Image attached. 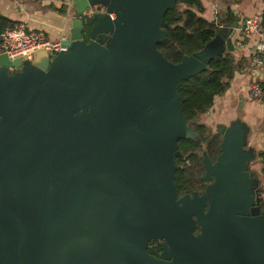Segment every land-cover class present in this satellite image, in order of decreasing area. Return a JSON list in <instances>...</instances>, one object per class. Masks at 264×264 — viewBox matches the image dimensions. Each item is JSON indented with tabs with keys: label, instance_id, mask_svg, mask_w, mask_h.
<instances>
[{
	"label": "water",
	"instance_id": "water-1",
	"mask_svg": "<svg viewBox=\"0 0 264 264\" xmlns=\"http://www.w3.org/2000/svg\"><path fill=\"white\" fill-rule=\"evenodd\" d=\"M70 1L67 52L0 53V264H264L241 122L218 127L206 191L178 195L179 140L196 136L178 85L210 57L158 49L176 0Z\"/></svg>",
	"mask_w": 264,
	"mask_h": 264
},
{
	"label": "trees",
	"instance_id": "trees-1",
	"mask_svg": "<svg viewBox=\"0 0 264 264\" xmlns=\"http://www.w3.org/2000/svg\"><path fill=\"white\" fill-rule=\"evenodd\" d=\"M203 12L201 0H176V6L166 13L164 29L167 38L157 47L169 61L179 63L184 57L201 52L222 26H230L237 19L232 9L212 21L202 16ZM13 26L14 23L0 13V36ZM262 27L264 29V15ZM237 68L235 53L224 51L210 57L205 70L178 85L184 113L196 131L195 137L179 140L181 154L175 158L177 170L174 177L179 197L206 188L207 182L202 180L205 174L203 160L208 155L216 161L222 135L218 131L213 134L209 126L199 121L214 108L216 97L230 87ZM256 212L264 214V202L257 206ZM199 231L198 227L196 233ZM149 252L158 256L161 253L160 241L152 240Z\"/></svg>",
	"mask_w": 264,
	"mask_h": 264
},
{
	"label": "crops",
	"instance_id": "crops-1",
	"mask_svg": "<svg viewBox=\"0 0 264 264\" xmlns=\"http://www.w3.org/2000/svg\"><path fill=\"white\" fill-rule=\"evenodd\" d=\"M203 6L201 15L210 21L232 9L243 22L245 17L264 10V0H204ZM0 13L14 26L25 24L28 31L44 32L51 40L60 39L64 34L67 36L74 18L70 0H0ZM226 41L220 45L224 51H227ZM233 41L235 50L232 52L238 68L229 91L224 96H217L214 108L204 115L207 116L205 124L216 130L218 124H231L238 118L246 123L248 129L243 148L253 156L247 165L255 173V190L264 191L262 187L257 188V172L264 168V155H261L264 151V103L254 100L249 92L254 81L264 85V66L253 64L255 38L247 37L241 28L236 31Z\"/></svg>",
	"mask_w": 264,
	"mask_h": 264
},
{
	"label": "built area",
	"instance_id": "built-area-1",
	"mask_svg": "<svg viewBox=\"0 0 264 264\" xmlns=\"http://www.w3.org/2000/svg\"><path fill=\"white\" fill-rule=\"evenodd\" d=\"M70 8V7H69ZM70 12V9H69ZM264 10L254 15L247 16L242 22V30L247 37L255 38L253 64L255 67L264 66V29L262 27ZM0 53H6L15 59L34 60L39 50H46L54 58L59 53L69 50L65 44L67 36L51 40L44 32H30L25 24L7 28L0 36ZM251 97L259 103H264V85L254 81L249 86ZM264 199V191L262 192Z\"/></svg>",
	"mask_w": 264,
	"mask_h": 264
},
{
	"label": "rangeland",
	"instance_id": "rangeland-1",
	"mask_svg": "<svg viewBox=\"0 0 264 264\" xmlns=\"http://www.w3.org/2000/svg\"><path fill=\"white\" fill-rule=\"evenodd\" d=\"M204 3V0H202V4ZM228 32H229V27L228 26H223L221 27L216 36L210 41V43L205 47V49L208 52L209 57H213L215 55L220 54L221 52H223L224 50L222 49L223 47H221V43L223 41H225L228 38ZM231 87V86H230ZM229 87V88H230ZM229 88L226 89L222 95L220 96H224L226 95V93L229 91ZM207 121V116H204L200 119L199 122L201 123H205ZM240 122V121H237ZM236 123V122H235ZM219 125V124H218ZM217 125V126H218ZM216 126V130L213 129V132H217L218 128ZM219 127V126H218ZM248 165H250V162H248ZM257 178L259 180V187L264 188V168L262 167L258 172H257Z\"/></svg>",
	"mask_w": 264,
	"mask_h": 264
},
{
	"label": "flooded vegetation",
	"instance_id": "flooded-vegetation-1",
	"mask_svg": "<svg viewBox=\"0 0 264 264\" xmlns=\"http://www.w3.org/2000/svg\"><path fill=\"white\" fill-rule=\"evenodd\" d=\"M151 111V110H150ZM237 121H240L242 124H243V126H244V128H245V131L247 132V126H246V123L245 122H243L241 119H237L236 121H234V122H232L231 124H227V123H225V124H219L218 126H221V125H223V126H226V127H229L230 125H232V124H234L235 122H237ZM218 126H217V128H218ZM213 134H215V133H217V132H212ZM246 137H247V134L245 135V140H246ZM213 162H215V161H213ZM207 185H206V188H207V186L209 185V183H206ZM206 188L204 189V190H202V191H200V192H198L199 194H202V193H204L205 191H206ZM257 188H259V186H257ZM160 243H161V241H160ZM160 255V254H159ZM158 255V256H159ZM157 256V257H158Z\"/></svg>",
	"mask_w": 264,
	"mask_h": 264
}]
</instances>
